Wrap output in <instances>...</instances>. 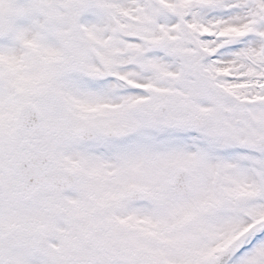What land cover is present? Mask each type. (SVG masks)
<instances>
[{
    "label": "snow or ice",
    "instance_id": "obj_1",
    "mask_svg": "<svg viewBox=\"0 0 264 264\" xmlns=\"http://www.w3.org/2000/svg\"><path fill=\"white\" fill-rule=\"evenodd\" d=\"M0 264H264V0H0Z\"/></svg>",
    "mask_w": 264,
    "mask_h": 264
}]
</instances>
